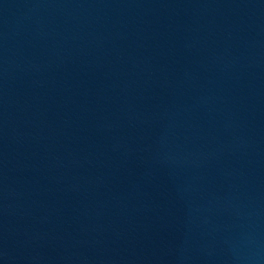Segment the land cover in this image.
Returning a JSON list of instances; mask_svg holds the SVG:
<instances>
[{"label":"water","instance_id":"water-1","mask_svg":"<svg viewBox=\"0 0 264 264\" xmlns=\"http://www.w3.org/2000/svg\"><path fill=\"white\" fill-rule=\"evenodd\" d=\"M0 264H264V0H0Z\"/></svg>","mask_w":264,"mask_h":264}]
</instances>
